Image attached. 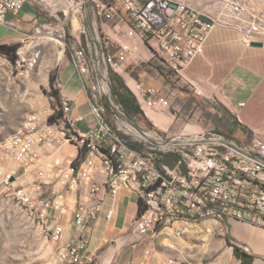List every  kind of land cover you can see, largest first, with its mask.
<instances>
[{
	"label": "built area",
	"instance_id": "built-area-1",
	"mask_svg": "<svg viewBox=\"0 0 264 264\" xmlns=\"http://www.w3.org/2000/svg\"><path fill=\"white\" fill-rule=\"evenodd\" d=\"M29 1L57 22L47 17L46 22L24 32L15 61L0 53V73L13 80L32 69V36L55 33L57 28L65 41V23L85 17L88 11L95 16L101 48L116 41L112 32L128 34V39L119 42L124 60L139 52L140 39L152 54L141 56L143 61L147 59L150 67L158 69L152 61L161 59L163 66L178 75L201 54L210 32L220 23L242 30L248 45L264 40V17L250 12L246 0H216L219 7L209 12L199 11L188 0H0V23L5 24L9 13L21 11ZM70 49L71 62L90 85L94 123L83 131L91 132V139L67 131V123H76L70 117L74 102L60 96L57 105L30 112L20 128L0 143V181L26 185L18 194L30 208L36 205L34 219L57 244L60 264H92L88 230L103 210L105 196L114 202L123 190L137 196L141 211L134 221L140 238L132 245L143 238L151 240L155 249L144 251L150 261L158 252L157 244L178 249V240L185 238L206 244L205 236L194 235V224H208L212 238H227L232 220L264 225V140L260 136L241 140L214 129H140L125 119L122 105L108 95L110 78L97 73L101 60L113 68L111 58L107 61L111 49L103 51L98 61L82 45ZM54 86L60 89L61 82L57 80ZM128 86L145 113L171 106L170 98L156 86L139 80ZM44 111H49L46 116ZM60 111L62 115L51 122L50 116ZM103 145L113 148V156H105ZM122 160H133V167H122ZM76 167H84V175H76ZM71 209L73 234L64 238V216ZM202 211H214L215 222L196 223ZM114 213L112 205L107 218L112 219ZM184 219H191L193 228H184ZM157 231H166V238H157ZM206 255L198 264H204ZM168 262L175 259L170 257Z\"/></svg>",
	"mask_w": 264,
	"mask_h": 264
},
{
	"label": "crops",
	"instance_id": "crops-1",
	"mask_svg": "<svg viewBox=\"0 0 264 264\" xmlns=\"http://www.w3.org/2000/svg\"><path fill=\"white\" fill-rule=\"evenodd\" d=\"M212 1L215 0H209L205 5V8L210 7L206 12L214 7ZM89 16L94 25L96 20L91 11ZM46 20L47 17L37 6L30 1L27 2L21 11L9 13L5 24L0 23V44L20 43L24 32L33 30L34 26ZM101 24L104 28L109 26L104 22ZM48 33L43 32L33 38L40 43L46 42L41 40L39 35L51 38ZM124 34L115 37L122 42L126 39ZM74 39L76 43L81 42L80 36ZM59 41L62 43V39ZM261 42L262 46L248 45L244 32L238 28L214 27L210 32L201 54L178 75L180 79L177 84L183 87L182 90L177 88L171 92L180 94L187 101L185 103L186 108H189L187 116H192L191 120L196 127H200L202 123V107H204L208 114L232 117L234 131L237 128L244 131L247 135L246 140L253 135H258L264 140V40ZM138 43L140 50L134 56L151 57L152 54L149 53L146 44L140 39ZM132 63L137 64V60H132ZM162 71L164 73H161L157 79L161 81L160 85L163 84L164 79L171 82L169 75ZM49 74V71H45L43 82H39L40 85L42 83L47 87L50 84ZM57 80L61 82L60 96L70 98L74 102L70 117L76 119L75 128L78 127L81 132H88L83 130H87L90 124L94 123L89 105L90 85L84 82L69 59L59 66L55 82ZM169 86V84L165 85V89L170 92ZM157 88L170 98L169 93L162 89V86ZM145 114L153 126L164 131L172 128L179 131L184 122L183 117L177 118L176 114L167 110L152 109L147 110ZM210 123L213 124L212 119ZM112 205L115 213L112 219H108L106 212ZM138 211L137 196L132 192L123 190L114 202L110 195L105 196L103 210L88 230V252L94 257L92 264H189L188 261L198 264L201 262L202 256L195 249L192 250L185 238L178 240V249L157 244L161 253L157 260L153 258L151 263L144 254L145 249L155 246L151 240L143 238L135 246L132 245L138 240L133 238L136 234L134 221ZM64 217V238H69L73 234V209ZM199 229L202 228H197ZM208 233L203 234L210 239L204 264H264V225L232 220L230 235L227 238H212V233ZM227 239L242 252L251 255V262L242 263L243 259L236 255L234 246L229 245ZM142 242H145L143 248L139 246ZM200 246V250L203 249L204 246ZM131 249L136 250V253H131ZM219 256L224 258L225 263L216 261ZM170 257L174 258L175 262H168Z\"/></svg>",
	"mask_w": 264,
	"mask_h": 264
},
{
	"label": "rangeland",
	"instance_id": "rangeland-1",
	"mask_svg": "<svg viewBox=\"0 0 264 264\" xmlns=\"http://www.w3.org/2000/svg\"><path fill=\"white\" fill-rule=\"evenodd\" d=\"M208 1L209 0H188V2H190L195 8H198L199 11L201 10L203 12H206V10H209L210 8H205ZM215 1H212V4L214 8H218L219 4L215 5ZM246 1L250 12L264 17V0ZM89 12L90 11H88L83 18H79L78 20L69 19L65 23L68 28V34L65 41L60 35H58L60 33H57V28H55V33H48L51 38L39 35L41 40L46 42L40 43L37 40H34L32 36V69L27 76L22 75L13 80V78L9 77L7 73H0V143L20 128L23 122L29 118L30 112L33 114L40 111L43 107L48 108L50 104L55 106L59 103V100L53 94V90L57 88H55L54 85H51V77H56L57 70L63 61L67 59L70 60L71 46L82 45L93 53L97 61L102 59L103 50L101 48V42H99L95 32V27L98 25L96 22L92 25V19L89 16ZM47 17L52 20V23L55 24L57 22V20L50 15H47ZM216 27L236 28L235 25L224 23H220ZM105 28L108 31H111L108 26ZM84 30L86 32H84ZM124 35L126 39L130 37L128 34ZM77 36H80L81 38L80 43H76L74 39ZM112 36L116 41L111 43V45L109 44L111 46V57H108L107 61L109 62V58H111L114 63L113 68L118 71L127 84H131L132 86L134 85L135 80H139L145 84H152L156 87L162 86V89L164 90H166L165 85L169 84L171 91H166L169 93L171 106L159 109L172 112L176 114L177 118L183 117L184 122L181 130L194 132L198 130L214 129L234 135L241 140L247 139L246 133L241 129L237 128L234 131L233 122L231 121L232 117H219L218 115L208 114V111L204 109V107H202V123L200 127H196L191 120L192 116H187L189 109L185 106L187 101H185L180 94L171 93L177 88L181 90L183 88L177 84L180 79L178 74L172 73L171 70L163 66L161 59L159 60L156 58L152 62L158 67V69L162 68V70L169 75V80L171 81L169 82L164 79L163 84L160 85L161 81H157L161 76L160 71L150 67L151 62L147 61V59H144L146 61H143L140 57L134 56L128 61L124 60L125 55L123 51H121L119 41L113 32ZM59 39H62V43ZM20 44L21 43L17 44L18 47ZM134 59L137 60V64L132 63V60ZM23 70L26 71V68ZM45 71H49L50 73V84L47 87L42 83L41 85L39 84V82H43ZM97 73L101 78L105 75L107 78H110L108 64L104 63L103 60H101L100 65L97 67ZM24 74H26V72H24ZM108 95L111 97V100L116 103L111 90ZM50 96H53V98ZM147 110L152 109H146V111ZM44 112L46 116L49 111ZM125 119L140 129H157L147 120L145 112L134 116L126 115ZM210 119H212L213 124L210 123ZM168 131L175 132L176 130L175 128H172V130L170 129ZM25 187L26 185L20 181L11 184H5L0 181V264H60L57 258V244L45 236L44 231L39 226L38 220L34 219L32 210L37 209L36 205L34 206L33 204L32 208H30L28 202H25V200L18 194V192L24 190ZM208 222L211 221H206L204 223ZM197 228L202 229L197 230ZM205 232H209L208 224H201L199 227L194 228V235L203 236ZM133 238L139 239L140 235L134 234ZM157 238H166V232H158ZM205 241L206 244L204 245L203 241H195L194 243L187 242V244L192 247V250L195 249L198 251L200 256H204L208 253L210 239L205 236ZM200 245L204 246L201 250ZM139 246L141 248L145 247V242L140 243ZM131 253H136V250L131 249ZM159 253H161V250L158 249V252H156L154 256L152 255L153 258H156L157 260ZM216 261L219 263H225L224 258L221 256H219Z\"/></svg>",
	"mask_w": 264,
	"mask_h": 264
},
{
	"label": "trees",
	"instance_id": "trees-1",
	"mask_svg": "<svg viewBox=\"0 0 264 264\" xmlns=\"http://www.w3.org/2000/svg\"><path fill=\"white\" fill-rule=\"evenodd\" d=\"M18 45H9V44H0V53L6 54L9 57H11L12 60L15 61L17 58L16 51H17ZM103 51L105 53H108V51L111 49V46L103 45ZM109 70V76L111 81V92L116 100L117 103L121 104L126 115L127 116H134L137 114H143L144 111L142 110L135 94L131 90V88L126 83L125 79L117 72L115 71L111 66L108 68ZM160 73H164L161 68H159ZM56 77H51V85L53 86L55 83ZM53 94L57 97L58 100H60V94L59 89H54ZM105 103L109 105V100L105 99ZM62 115V112L60 111L57 115L50 116V121H54L57 117H60ZM108 120L110 122H113L111 117H108ZM141 212V211H139ZM227 242L229 245L234 246V250L236 255L240 256L243 259L242 263L251 262L252 256L242 252L241 249L233 244L229 239H227Z\"/></svg>",
	"mask_w": 264,
	"mask_h": 264
},
{
	"label": "bare ground",
	"instance_id": "bare-ground-1",
	"mask_svg": "<svg viewBox=\"0 0 264 264\" xmlns=\"http://www.w3.org/2000/svg\"><path fill=\"white\" fill-rule=\"evenodd\" d=\"M68 132H76V137L91 139V132H81L77 130L74 123H67ZM103 152L105 156H113V148L110 145H103ZM122 167H133V160H122ZM76 175H84V167H76ZM206 221L215 222L214 211H202L196 215V223H204ZM201 224H194V228ZM184 228H193V221L191 219H184ZM160 231H157V233ZM166 232V231H165Z\"/></svg>",
	"mask_w": 264,
	"mask_h": 264
},
{
	"label": "water",
	"instance_id": "water-1",
	"mask_svg": "<svg viewBox=\"0 0 264 264\" xmlns=\"http://www.w3.org/2000/svg\"><path fill=\"white\" fill-rule=\"evenodd\" d=\"M204 20H208V18L206 16H202ZM251 45L254 46H262V42L261 41H253L251 42Z\"/></svg>",
	"mask_w": 264,
	"mask_h": 264
}]
</instances>
